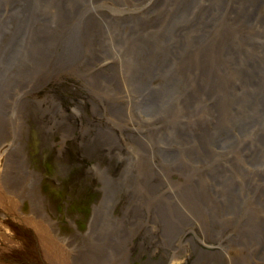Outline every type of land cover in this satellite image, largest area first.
I'll list each match as a JSON object with an SVG mask.
<instances>
[{"label":"rangeland","instance_id":"1","mask_svg":"<svg viewBox=\"0 0 264 264\" xmlns=\"http://www.w3.org/2000/svg\"><path fill=\"white\" fill-rule=\"evenodd\" d=\"M226 1L71 0V23L40 0H11L0 13V264H67L45 255L53 236L74 264H264V37L244 43L233 29L242 52L211 55L215 33L232 28L211 17ZM32 23L43 50L61 51L59 34L71 50L46 80L31 33L15 31ZM198 55L218 60L202 71L216 82L189 74L157 92ZM151 95L155 113L140 104Z\"/></svg>","mask_w":264,"mask_h":264},{"label":"bare ground","instance_id":"2","mask_svg":"<svg viewBox=\"0 0 264 264\" xmlns=\"http://www.w3.org/2000/svg\"><path fill=\"white\" fill-rule=\"evenodd\" d=\"M69 1H71V0H40V2L43 4V7L48 9L52 13V15L58 16V14H59V16H63V17L65 16L67 18V20L72 23L73 21H78L77 20L78 13L69 9L70 8V6H69L70 2ZM78 1H82V0H78ZM226 3H228V4H226ZM224 4H226V5H224V7L221 10L225 11V16L229 17V15H230L231 19H224L225 16L221 13V11L219 14H218V12H216L214 14L212 13L211 17H214L215 19L223 18V21L225 20L226 23L232 22V28H230L231 31H230L229 27L224 28L225 29L224 30L225 37H222V36L218 37L217 34L215 33L216 39L212 42L214 44H213L212 51H210L211 55L215 54V56H214L215 58H217L215 50L222 51L227 56L234 55L235 52L227 49L232 44H236L238 49L241 51V47H243V45H241L239 42L234 40V38H233L234 35L232 34V31H234L233 29L238 30L239 34L245 36V37L239 38V41H242L244 43L245 42H248V43L252 42L255 37H257V38L264 37V0H229V1L227 0L226 2H224ZM55 7H56V10L54 9ZM11 10H12L11 0H0V13L9 12ZM17 10L18 9H13V12L17 13ZM21 10L26 11L27 9L25 8V9H21ZM212 11L214 12V10H212ZM0 18H1V16H0ZM49 20H51V19H49ZM86 22L90 23V19H87ZM0 25H1L0 28L3 29L4 28V22H2L1 20H0ZM248 25H250L252 27H249ZM67 28H70V23L68 24ZM104 29L105 28L103 27V30ZM15 31L16 32H26L29 34L31 33V35L29 37L32 41L31 42L28 41V42L33 43L32 48H33V51H35V55H34V58L32 57V54H29V55H30V58L33 60L32 65L35 66L36 69L38 70L37 73L39 75H41L40 77H42V79L44 76L43 80H46L45 78L48 76V73H51L52 71H54V67L52 66L53 62H60V61L63 62L64 58H66L68 55L67 52L71 51L69 46H66L65 43L61 40V38L64 39L66 34H59L61 36H57V38L53 39L55 42V43L54 42L53 43L55 45H59L63 51L61 50V51H57L55 53L53 48L47 49V47L43 50V25L41 23H32L31 27H29V28H24L22 25H19V26H17V28H15ZM169 32H170V35L175 38L176 29L174 27L173 28L170 27ZM86 33H88L87 30H86ZM212 35H214V34H212ZM17 38H19V36H15V37H12L10 39L11 41H9L7 43V45L5 46L6 51L10 49L9 46H11V43H14V40ZM228 38H230L233 42L228 41L229 40ZM2 42H4V41H1V43ZM170 44L172 45V47H175V48L180 47V52L178 54H176L178 57H185L186 56L188 49H185L184 45H177V44L174 45V43H170ZM88 46L89 45H87L83 48L86 49L87 51L93 53V55H95L94 53H96L97 51H99V53L102 52L101 49H98V48L94 47L93 45H91L90 48ZM2 48H3V45H2ZM52 53H54V54H52ZM258 53L259 52L257 51V54ZM43 56L46 59V63L43 62ZM166 56L168 58L170 56L173 58V56L170 53H169V56L168 55H166ZM196 57H198V58H196V61H190L188 63V61L186 60V61H183L181 65H178V66L176 65L177 66L176 73L178 74V76H176L175 78H172L170 80V82L169 81L163 82V83L160 82L157 85V87H158L157 92L160 93L161 95H163L164 91L167 88L172 87L175 83L182 81L184 76L185 75L188 76L189 74H192L194 81L198 84H202V86H209V85H212L213 82H216L218 80V77H213V76L210 77L208 75L202 74V71L209 72L207 70L208 68L220 69L218 60L213 59L210 55H208V57L204 56L206 58H203L201 55H198ZM56 59H58V60H56ZM97 59L98 58H94L93 61L94 60L98 61ZM89 63H90V61H87L84 64L89 65ZM96 64L100 66L99 62H97ZM94 67H96V65L91 66V68H94ZM210 71H211V69H210ZM202 75H204L206 77H202ZM90 76L92 77V80L94 77H96L94 75H90ZM131 81L133 83L132 79H131ZM208 81H211V82H208ZM253 81H255V80L251 76V79H248V81H247L248 87H252V88L257 87V85ZM32 82L34 83V85H37L39 83V78H34L32 80ZM30 85H32V84L30 83L29 86ZM152 86H156V85L152 84ZM244 87H246V84H244ZM244 93L245 92L238 94L237 96L242 97ZM246 94H249V92H246ZM151 96H152V99H148V101H147L148 106H146V105L144 106L143 103H140V104L143 107H146L147 110L150 109L152 112L155 113L157 111V109L153 108V106L156 105L155 104L156 98H155V95H151ZM126 97H127L128 101L131 100L128 97V94H126ZM169 98H170V96L167 97V101L169 100ZM250 100L252 102H254V100H252V99H250ZM244 101L246 103L249 102L248 99H245ZM182 102L183 101H180L179 104L188 109V103L183 104ZM172 105L174 106V103ZM248 105H251V104L249 103ZM135 108H137V107H135ZM147 110H145L146 115L149 114ZM167 113H169V112H167ZM186 113H188V112H186ZM249 117H251V116L249 115ZM19 118H20V126L22 128L23 127V120H21V116H19ZM17 153H20L18 148H17ZM19 158H21V157H19ZM80 161L81 160H79V159H75V161L73 163L71 161H66V163L68 165H70V164L74 165V164H77V162L79 163ZM21 167H25V166L23 165ZM15 171H16V175L18 177H20L21 179H23L25 181H27V180L32 181L30 178V174H28L27 171L26 172L18 171L17 168ZM7 173H9V172L6 171L5 169L3 170V172H0V179L2 178L3 174H7ZM99 174L101 175L103 182L107 183L106 181H108L109 178L107 176L106 170L100 171ZM10 175L12 177H14L13 174L10 173ZM0 188L5 189V186L0 184ZM31 194L34 195V192H32ZM35 195L38 196V194L36 192H35ZM34 201H35V199H34ZM165 210L168 211L167 209H165ZM43 215L46 218V215L44 214V212H43ZM49 219L51 220V218H49ZM51 221H54V223L57 222L54 219ZM48 231L50 232V234H52V232H57V231H53L52 226L51 227L48 226ZM168 231L171 233V230L169 228H168ZM42 237L44 239H46V241H45V243H46L47 237H48L47 233L43 232ZM2 239L4 240L5 238H2L0 236V241H2ZM56 239H57L56 236H53L51 241L49 242V244L46 245L45 255L48 256L52 262H54L56 259H59V260L63 259V261L65 260V262L67 264H74L73 260L70 259L71 257H69V255L65 253L66 249L64 251L63 247L60 245V241H56ZM65 247L68 250L71 249L70 246H65ZM126 252L127 251H125V253ZM50 263L51 262H46V264H50ZM43 264H45V263H43Z\"/></svg>","mask_w":264,"mask_h":264}]
</instances>
